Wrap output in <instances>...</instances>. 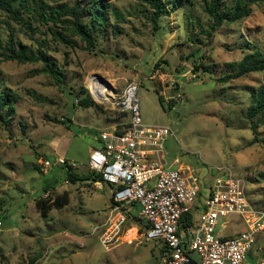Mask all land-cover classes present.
Masks as SVG:
<instances>
[{
	"label": "rangeland",
	"instance_id": "obj_1",
	"mask_svg": "<svg viewBox=\"0 0 264 264\" xmlns=\"http://www.w3.org/2000/svg\"><path fill=\"white\" fill-rule=\"evenodd\" d=\"M44 1L53 7L75 3ZM99 1L105 5L101 26L90 14L93 0L81 1L82 21L95 40L90 51L79 37L71 36L76 47L56 39L51 24L33 22L32 32L0 11L3 44L11 30L28 53L36 54L40 42H45L43 50L63 76L58 86L43 72V62L21 63L0 56L1 89H11L14 98L10 108L1 110L0 264H33L39 258L40 264L160 263L164 249L157 241L110 249L99 241L112 193L86 163L101 131L122 128L129 119L103 97L94 96L93 83L113 95L137 82L144 124L168 126L175 132L177 139L170 137L165 143L166 157L179 158L195 170L201 196L230 170L246 182L253 206L264 210V122L258 128L259 141L253 143L248 118V108L264 87V71L222 81L236 73L246 54L264 55V2L251 5L247 17L212 30L213 19L206 11L211 0H164L169 12L157 24L145 0ZM233 5L234 0H222L219 13L229 12ZM60 27L64 26L53 28L70 34ZM171 83L178 87L170 89ZM88 94L96 104L81 107L80 100ZM168 101H174V107ZM58 156L79 163L80 168L73 170L79 179H69L60 166L47 175L39 172V160ZM51 187L57 195L68 192L70 201L43 216L36 200ZM242 229L235 222L219 232ZM252 258L264 264V230L257 235Z\"/></svg>",
	"mask_w": 264,
	"mask_h": 264
},
{
	"label": "built area",
	"instance_id": "obj_2",
	"mask_svg": "<svg viewBox=\"0 0 264 264\" xmlns=\"http://www.w3.org/2000/svg\"><path fill=\"white\" fill-rule=\"evenodd\" d=\"M173 87L177 84L171 83ZM138 88L133 81L123 92L103 97L114 110L126 112L129 121L120 133L117 127L101 131L100 146L92 149L86 163L112 191L99 234L101 245L110 249L157 241L164 249L159 264H257L252 255L257 235L264 230V210L250 202L246 182L228 170L202 197L195 170L179 158L166 157L165 143L170 137L177 139L175 132L168 126L144 124ZM174 98L181 100L179 95ZM55 166L67 171L80 168L65 156L39 160L43 175ZM56 195L51 187L42 197L53 201ZM188 214H195L196 221L183 228L181 221ZM235 222L243 229L219 232Z\"/></svg>",
	"mask_w": 264,
	"mask_h": 264
},
{
	"label": "trees",
	"instance_id": "obj_3",
	"mask_svg": "<svg viewBox=\"0 0 264 264\" xmlns=\"http://www.w3.org/2000/svg\"><path fill=\"white\" fill-rule=\"evenodd\" d=\"M81 1L82 0H75L73 5L64 4L58 7H53L46 4L44 0H0V11L3 12L9 20L23 24L32 32L35 31L33 22L51 24L49 26V30L56 39L70 47H76L78 44L72 37H79L86 43V49L90 51L94 48L95 40L91 29L88 28L82 21L80 13ZM145 2H147L154 11L152 19L156 24L162 15L169 12L164 0H145ZM261 2H264V0H234V5L229 12L220 14L219 7L221 6L222 0H211L210 3H207L206 5V11L213 19L211 29L216 30L225 23L232 24L247 17L251 12V5ZM93 5V8L90 9L92 20L94 23L101 26L105 21V12L103 10L105 5L99 0H93ZM174 6L176 5L174 4ZM6 24L9 26L8 22H6ZM59 25L64 26L60 28L68 30L70 34L56 31L53 28ZM14 36V32L11 30L9 33L10 39H8L6 44H3L0 38V56H3L5 59L17 60L21 63L41 61L44 64L43 72L50 74L55 79L58 86H61L63 83L62 73L55 69L54 61L46 54L45 50H43L46 46L45 42H40L36 54L28 53L23 49L24 46L19 41H16ZM262 71H264V55L261 52L248 53L237 65L236 73L223 78L222 81H227L228 78H239L245 74ZM1 85L2 80L0 75V89ZM158 94L159 102L163 105L165 101L164 97L160 94V92H158ZM13 103L14 98L11 89H1L0 123L2 122L1 110L10 108ZM95 104L96 103L93 98L88 94L80 100L79 105L84 108H90ZM173 104L174 101H170L168 105L169 107H174ZM120 113L127 117L126 112ZM260 113H263V116L259 119H255V117ZM248 118L251 122V129L254 134L252 142H258V128L259 125L264 122V87L256 93L253 105L248 108ZM117 130H119L118 132L120 133L123 131V127L121 128L117 126ZM98 141V143L101 142L99 138ZM37 169L39 170V168ZM89 175L90 174L86 175L87 178ZM68 176L72 181L79 179V175L76 174V172L73 173V170H68ZM97 176L103 182L101 176ZM69 201L70 195L68 192H65L63 195H56V198L53 201H51V199H44L43 197H40L36 200V206L40 210L41 214L46 216L52 208L62 209L69 203ZM195 219V214H188L182 219L181 226L186 228L195 222Z\"/></svg>",
	"mask_w": 264,
	"mask_h": 264
},
{
	"label": "bare ground",
	"instance_id": "obj_4",
	"mask_svg": "<svg viewBox=\"0 0 264 264\" xmlns=\"http://www.w3.org/2000/svg\"><path fill=\"white\" fill-rule=\"evenodd\" d=\"M91 89H92V92L99 98H102L109 94L108 91L105 89V87H102L98 83H93L91 85Z\"/></svg>",
	"mask_w": 264,
	"mask_h": 264
},
{
	"label": "crops",
	"instance_id": "obj_5",
	"mask_svg": "<svg viewBox=\"0 0 264 264\" xmlns=\"http://www.w3.org/2000/svg\"><path fill=\"white\" fill-rule=\"evenodd\" d=\"M111 128H113V126H111ZM97 141H98V139H97ZM99 142V141H98ZM96 145H97V147L96 148H98L99 146H100V143H96ZM94 149V148H93ZM92 151V150H91ZM90 151V152H91ZM90 154V153H89ZM102 186V185H101ZM111 193H112V191H111ZM111 196H112V194H111ZM201 199H202V197L200 198V200H199V202H201ZM110 204H111V197H110ZM110 204H109V206H110ZM40 262H41V258H39V259H37L33 264H40Z\"/></svg>",
	"mask_w": 264,
	"mask_h": 264
}]
</instances>
